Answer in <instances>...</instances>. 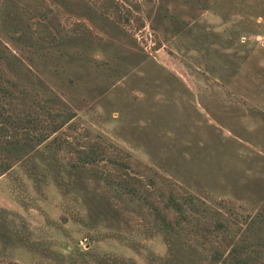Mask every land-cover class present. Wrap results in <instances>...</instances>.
I'll list each match as a JSON object with an SVG mask.
<instances>
[{
  "label": "rangeland",
  "instance_id": "1",
  "mask_svg": "<svg viewBox=\"0 0 264 264\" xmlns=\"http://www.w3.org/2000/svg\"><path fill=\"white\" fill-rule=\"evenodd\" d=\"M105 1L44 0V16L0 0L2 111L41 118L32 133L74 114L21 159L0 152L11 165L0 176V260L207 264L219 240L263 246L264 0H113L120 22L100 13ZM38 20L53 43L36 39ZM54 136L123 150L193 196L194 214L217 212L224 232L188 221L167 235L114 181L70 168Z\"/></svg>",
  "mask_w": 264,
  "mask_h": 264
},
{
  "label": "trees",
  "instance_id": "2",
  "mask_svg": "<svg viewBox=\"0 0 264 264\" xmlns=\"http://www.w3.org/2000/svg\"><path fill=\"white\" fill-rule=\"evenodd\" d=\"M24 6L30 8L38 15H48L49 9H44V0H17ZM113 0H106L100 6V13L106 18L111 16L112 20L124 21L128 18L122 13ZM36 39L39 41L53 43L55 37L47 24L38 20L35 25ZM74 33L90 36L91 32L84 24L77 23L73 29ZM52 122L47 126L48 130L32 133L29 129L42 123L41 118L22 116L16 119L2 111L0 106V152L12 154L16 159L22 157L23 153L34 142L41 145L74 118V114L68 111H58L51 116ZM54 119H57L54 120ZM45 121V120H44ZM52 143L63 147L69 157L70 168L79 170L89 167L114 181L129 195L141 200L154 219L155 228L161 229L167 235H179L183 231L182 224L192 222L194 227L199 228L202 234L214 233L219 237L224 232V223L217 217V212L206 214H194L199 207L190 194H184L166 178H156L158 174L148 166L140 162L130 161V156L123 150L110 147L97 140H86L82 143L70 142L54 136ZM136 167L134 172L128 169ZM11 168L7 161H0V176ZM194 210V211H193ZM208 253L207 264H264L262 259L264 245H257L249 241H239L226 245L222 241L206 247ZM0 264H18L13 261H2Z\"/></svg>",
  "mask_w": 264,
  "mask_h": 264
}]
</instances>
